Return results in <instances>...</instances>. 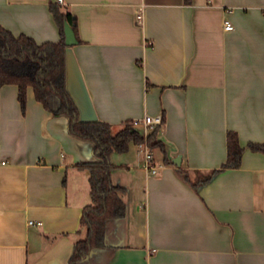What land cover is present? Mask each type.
<instances>
[{
  "label": "crops",
  "instance_id": "crops-1",
  "mask_svg": "<svg viewBox=\"0 0 264 264\" xmlns=\"http://www.w3.org/2000/svg\"><path fill=\"white\" fill-rule=\"evenodd\" d=\"M50 4L75 17L66 86L80 119L116 132L162 118L156 174L136 144L110 154L125 214L81 264H264V152L247 147L264 143V0H0V25L56 42ZM17 91L0 87V264H68L91 202L75 164L95 160L93 144L32 87L21 111ZM228 131L244 148L234 168H222Z\"/></svg>",
  "mask_w": 264,
  "mask_h": 264
},
{
  "label": "trees",
  "instance_id": "trees-1",
  "mask_svg": "<svg viewBox=\"0 0 264 264\" xmlns=\"http://www.w3.org/2000/svg\"><path fill=\"white\" fill-rule=\"evenodd\" d=\"M183 1L185 4L191 3V0ZM49 9L59 27L60 38L56 42L38 44L33 38L25 34L15 36L0 25V87L6 84L17 86V100L23 112L27 88L32 87L35 99L51 111L53 116L67 118V131L70 135L93 144L95 160L75 164L77 168L88 172L91 198L80 217L84 236L74 243L68 260V264H81L91 250L104 246L106 222L125 214L120 187L111 181L110 154L126 152L130 143L145 141L149 148H153L161 146V142L156 140L158 126L144 135L142 130L134 126L133 120L124 122L118 131L113 132L107 122L80 119L79 109L66 86L68 46L64 42L63 32L65 22L75 32V17L68 11H62L57 4H50ZM51 98L56 100L54 107L49 104ZM226 144L227 157L222 168L238 167L244 148L240 146L236 132H227ZM247 147L252 151L264 152V143H249ZM218 171H211L205 180Z\"/></svg>",
  "mask_w": 264,
  "mask_h": 264
},
{
  "label": "built area",
  "instance_id": "built-area-1",
  "mask_svg": "<svg viewBox=\"0 0 264 264\" xmlns=\"http://www.w3.org/2000/svg\"><path fill=\"white\" fill-rule=\"evenodd\" d=\"M58 3L62 4L63 0H57ZM138 19L141 18L140 15L137 16ZM224 30H232L233 25L229 20H224L223 24ZM134 126H141L144 128V135H146L147 131L146 129H153L156 126H160L162 124V118L160 115L156 116H150V115H145L142 120H134L133 121ZM136 147L138 148L139 151L144 153V163H143V168L150 172L151 174H156L158 172V167L153 163V159L151 156V149L148 147L147 143L144 141L142 143L136 144ZM32 223V222H30Z\"/></svg>",
  "mask_w": 264,
  "mask_h": 264
},
{
  "label": "water",
  "instance_id": "water-1",
  "mask_svg": "<svg viewBox=\"0 0 264 264\" xmlns=\"http://www.w3.org/2000/svg\"><path fill=\"white\" fill-rule=\"evenodd\" d=\"M63 32H64V42L67 46H71L77 43L74 30L67 22L64 23Z\"/></svg>",
  "mask_w": 264,
  "mask_h": 264
}]
</instances>
